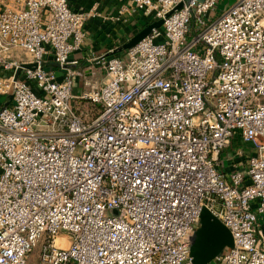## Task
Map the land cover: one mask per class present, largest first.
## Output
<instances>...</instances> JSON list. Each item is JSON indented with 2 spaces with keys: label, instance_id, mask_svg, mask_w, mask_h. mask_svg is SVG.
I'll list each match as a JSON object with an SVG mask.
<instances>
[{
  "label": "built area",
  "instance_id": "2783aa9c",
  "mask_svg": "<svg viewBox=\"0 0 264 264\" xmlns=\"http://www.w3.org/2000/svg\"><path fill=\"white\" fill-rule=\"evenodd\" d=\"M215 3L123 5L162 23L93 57L105 78L85 120L70 54L95 10L0 0V264H192L203 209L231 236L205 264H264V0ZM234 133L253 152L225 175Z\"/></svg>",
  "mask_w": 264,
  "mask_h": 264
},
{
  "label": "crops",
  "instance_id": "0c3cea01",
  "mask_svg": "<svg viewBox=\"0 0 264 264\" xmlns=\"http://www.w3.org/2000/svg\"><path fill=\"white\" fill-rule=\"evenodd\" d=\"M130 0H68L71 8L75 10L94 9L95 15L90 16L83 25L85 32L84 40L79 49L70 54V57L77 58L78 62L72 67L84 72L75 74L73 77V93L70 103L75 110L80 112L85 120H90L95 116L100 106L91 101L88 97L82 96L83 92L99 86L104 81L105 75L100 64L93 60L97 55H119L124 53L125 48L118 50L130 37L150 21L151 15L144 14L141 10L119 13L118 10ZM235 0H216L214 9L211 10L212 17L218 16L225 11ZM116 16H120L117 18ZM49 48V47H48ZM20 55V53H16ZM45 64L55 68L58 77L62 71L53 60L52 52L49 50L44 56ZM3 98V99H2ZM3 103H7L9 98L0 94ZM246 145L238 133H234L230 143L218 154L217 167L225 175L232 170L242 168L247 157L241 149V145ZM264 224V215L260 217ZM200 225V224H199ZM222 250V249H221Z\"/></svg>",
  "mask_w": 264,
  "mask_h": 264
},
{
  "label": "water",
  "instance_id": "95a60500",
  "mask_svg": "<svg viewBox=\"0 0 264 264\" xmlns=\"http://www.w3.org/2000/svg\"><path fill=\"white\" fill-rule=\"evenodd\" d=\"M162 19L158 18L139 29L128 41L118 47H130L148 34L153 27H159ZM10 96V95H9ZM231 244V236L227 228L208 210L200 214V225L195 229L191 242L192 264H205L217 255L225 245Z\"/></svg>",
  "mask_w": 264,
  "mask_h": 264
},
{
  "label": "rangeland",
  "instance_id": "374dc122",
  "mask_svg": "<svg viewBox=\"0 0 264 264\" xmlns=\"http://www.w3.org/2000/svg\"><path fill=\"white\" fill-rule=\"evenodd\" d=\"M3 99V98H2ZM2 99H0V102L3 101ZM241 149L243 150V152L246 154H251L253 152V148L251 147L250 144H247V146L245 145H241Z\"/></svg>",
  "mask_w": 264,
  "mask_h": 264
},
{
  "label": "bare ground",
  "instance_id": "6f19581e",
  "mask_svg": "<svg viewBox=\"0 0 264 264\" xmlns=\"http://www.w3.org/2000/svg\"><path fill=\"white\" fill-rule=\"evenodd\" d=\"M60 239V238H59Z\"/></svg>",
  "mask_w": 264,
  "mask_h": 264
}]
</instances>
